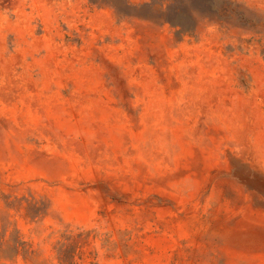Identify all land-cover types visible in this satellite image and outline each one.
<instances>
[{
    "label": "rangeland",
    "instance_id": "rangeland-1",
    "mask_svg": "<svg viewBox=\"0 0 264 264\" xmlns=\"http://www.w3.org/2000/svg\"><path fill=\"white\" fill-rule=\"evenodd\" d=\"M78 234L75 264H264V0H0V264Z\"/></svg>",
    "mask_w": 264,
    "mask_h": 264
},
{
    "label": "trees",
    "instance_id": "trees-1",
    "mask_svg": "<svg viewBox=\"0 0 264 264\" xmlns=\"http://www.w3.org/2000/svg\"><path fill=\"white\" fill-rule=\"evenodd\" d=\"M64 234V232H63ZM83 234L76 236L62 235L61 240L57 242V256L60 264H75L73 261L74 255L79 250V244L82 242ZM16 253L19 252V246L14 247Z\"/></svg>",
    "mask_w": 264,
    "mask_h": 264
}]
</instances>
